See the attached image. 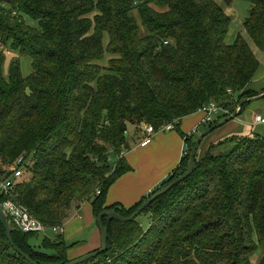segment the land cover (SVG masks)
I'll list each match as a JSON object with an SVG mask.
<instances>
[{
  "label": "trees",
  "instance_id": "1",
  "mask_svg": "<svg viewBox=\"0 0 264 264\" xmlns=\"http://www.w3.org/2000/svg\"><path fill=\"white\" fill-rule=\"evenodd\" d=\"M221 1L0 0V175L23 157L15 200L48 227L64 226L87 202L97 221L105 209L131 215L150 195L125 208L106 207L107 194L133 170L125 153L143 123L159 132L179 119L175 129L188 145L152 194L184 174L199 133L184 134L182 120L212 102L233 113L259 94L247 87L260 60L242 33L228 39L233 0ZM245 1L244 28L264 51V0ZM11 50L32 58L30 75L15 59L5 77ZM197 166L136 219L105 218L108 249L81 264H254L257 252L264 264V136L213 143ZM38 235L13 232L39 264L71 261L76 242L46 236L38 248ZM0 264H31L1 222Z\"/></svg>",
  "mask_w": 264,
  "mask_h": 264
},
{
  "label": "crops",
  "instance_id": "2",
  "mask_svg": "<svg viewBox=\"0 0 264 264\" xmlns=\"http://www.w3.org/2000/svg\"><path fill=\"white\" fill-rule=\"evenodd\" d=\"M254 51L258 55V58L259 53L263 52L261 50L257 52V49H254ZM259 60L261 65L247 88L258 93H263L264 60L263 58H259ZM257 114H260V112H252L249 121L242 119L241 116L238 118V122L240 123L234 122V124H244L245 127L243 128H247V131L253 129L247 136L255 134L264 136L261 132H255L259 128L260 131L262 129L264 130V128L260 127L262 124L255 123V116ZM202 118L203 114L199 112L185 117L181 122V131L188 136L198 134L199 128L202 127L200 125ZM235 129L239 128L232 125L227 135L224 131L216 134V137L206 143L204 151L213 143L216 144L232 136H239L240 134L234 133ZM143 139L144 137H142L140 143L136 144L135 147L131 146V150L125 153L126 159L133 170L123 174L111 185L107 194L106 207L119 203L125 208H131L140 203L144 197L151 195L154 189L180 164L181 159L188 149V145L185 138L181 135V132L179 134L173 130L166 133H158L146 146L141 144ZM84 206L80 209H75L70 219L64 225L65 239H71V242L68 240L67 242L77 243L76 246L69 250V257L71 259L95 251L101 246L100 229L93 211V206L92 204L90 205V202L85 203ZM86 207L89 209L87 215L84 217L80 212ZM86 231H89L87 236L90 238L83 240L85 236H82V233L85 234ZM74 237H77L78 240H73Z\"/></svg>",
  "mask_w": 264,
  "mask_h": 264
},
{
  "label": "rangeland",
  "instance_id": "3",
  "mask_svg": "<svg viewBox=\"0 0 264 264\" xmlns=\"http://www.w3.org/2000/svg\"><path fill=\"white\" fill-rule=\"evenodd\" d=\"M217 1L220 2V3L222 2L221 0H217ZM249 6H250L249 2H246L245 0H233L232 6L226 8L228 14L231 15V17H233V21H232V24H231V27H230V32H229V35H228V39L230 41L234 40V38L236 37L237 33L240 32L245 37V39L251 44L253 49H257V52H258L259 48L255 45L254 41L252 40V38L248 34V32L245 30L244 25H243L246 17L248 16V13H249ZM29 24L35 26V25H37V22L32 20V19H29ZM142 32H143V34L147 33L144 28L142 29ZM259 58H263V60H264V51L259 53ZM15 59H19L20 60L21 69H22V72H23V74L25 76H28V75H30L32 73V71H33L32 58L30 56H28V55H24V54L20 53L19 51H12L11 50L10 53L7 52L5 54L4 75H5L6 78L9 77L11 63ZM252 112H260V114L264 115V98L252 101L251 103H249L247 105V107L245 108V110L243 111L242 114H240L235 119L229 121L228 123H226L222 127L216 129L215 131H213L212 133L207 135L204 138V140L202 141L201 148L199 150V156L204 153L205 145H206V143L209 140H212L214 137H216L215 135L220 133L221 131H224L225 134L227 135L228 132H230L232 125L233 126L235 125V126H237L239 128V129H235L234 130V133L240 134L239 136H247V134H250L253 129H250V131H247V128H243V127H245L244 124H234V122L240 123V122H238L239 121L238 118L241 117V116H242V119H245V120L249 121V118L252 116ZM253 117H254V113H253ZM207 125L208 124L202 125V127L199 128V134H201L205 129H207L206 128ZM260 127L264 128V124H262ZM259 129L256 130L255 132H261L262 134H264V130L262 129L260 131ZM132 130H133V135L130 138V143H131L132 147H135L136 144L140 143L142 137H144L145 134H144V132L141 129L140 130L139 129H137V130L132 129ZM173 131L174 132H178L180 134V131L177 130V129H174ZM161 132L166 133V132H170V131H159V132H156L155 134H153L152 138H154L158 133H161ZM200 152H203V153L200 154ZM115 161H116V159L113 160V164L115 163ZM90 205H91V202H90ZM88 209L89 208L86 207L80 213L85 217L87 215ZM139 220H140V222L143 224V226L145 228L149 227L150 219H149L148 215L140 216ZM88 233H89V231L85 232L86 235L82 233V236H85L83 238V240L90 238L89 236H87ZM56 235L57 234L52 232L51 230H47L45 232H41V233H39L38 236L32 237L31 244L34 245L35 247L40 248L41 245H42L44 237L50 236L51 238H54ZM70 240L71 239H69L68 241L71 242ZM73 240H78V239H77V237H74ZM260 255L261 254L259 252H257L256 255L253 256L254 264H258V261L260 259Z\"/></svg>",
  "mask_w": 264,
  "mask_h": 264
},
{
  "label": "water",
  "instance_id": "4",
  "mask_svg": "<svg viewBox=\"0 0 264 264\" xmlns=\"http://www.w3.org/2000/svg\"><path fill=\"white\" fill-rule=\"evenodd\" d=\"M264 98V92L261 94H258L253 97H245L242 98L237 107L236 110L229 116L225 117L221 121L213 124L211 127L205 129L201 134L198 135L195 144L192 148L190 159L188 162L187 170L184 174L178 176L173 181H171L167 186L159 190L158 192L152 194L149 196L148 199H146L140 207L136 211H134L131 215L125 217L121 215L119 212H117L115 209H105L102 211L98 216V223H99V229H100V235H101V246L99 249L92 251L90 253H87L83 256H80L78 258L71 259L66 264H81L91 258L97 257L98 255L104 253L108 249V241H109V226L105 224L104 219L108 218L109 221L116 220L120 222H129L134 219H136L150 204H152L156 199H158L160 196L166 194L168 191H170L174 186L179 184L180 182L184 181L188 177H190L195 170L197 169V158L198 153L201 148L202 141L204 138L215 131L216 129L222 127L229 121L235 119L241 114L242 108L245 104L251 103L252 101L262 99ZM0 222L4 225L6 229V235L8 237V240L10 241L13 248L22 255L27 261H29L31 264H39L37 261H35L30 255L23 252L20 247L15 243L13 238V232L14 230H19L14 223L11 221L9 215L7 212L0 206Z\"/></svg>",
  "mask_w": 264,
  "mask_h": 264
},
{
  "label": "built area",
  "instance_id": "5",
  "mask_svg": "<svg viewBox=\"0 0 264 264\" xmlns=\"http://www.w3.org/2000/svg\"><path fill=\"white\" fill-rule=\"evenodd\" d=\"M198 112L203 114V118L200 125L212 123L221 116L232 114V111L230 109L223 108L215 102H212L210 103V105L202 107ZM178 122L179 119L163 126L160 131L174 130L175 125ZM255 123L264 124V115L257 114L255 116ZM140 128L145 134L141 144L143 146H146L152 141V136L157 131L153 125H147L145 123H143ZM23 160V157L18 160L16 166L12 168L11 173L9 175H0V194L6 197V199L1 201L0 206L7 212L14 225L23 232L41 233L47 230H51L57 235L64 234V226H46L42 221H40L37 217L33 215V213L29 210L28 207L22 205L21 203L15 200L16 182L21 177L23 172V168L21 166ZM100 193L101 191L98 190L97 194L99 195Z\"/></svg>",
  "mask_w": 264,
  "mask_h": 264
}]
</instances>
